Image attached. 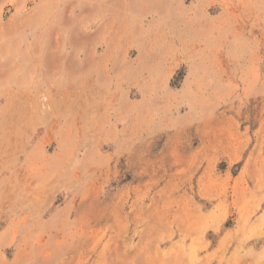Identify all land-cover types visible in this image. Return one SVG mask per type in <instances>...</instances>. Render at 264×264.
I'll list each match as a JSON object with an SVG mask.
<instances>
[{
    "label": "rangeland",
    "instance_id": "obj_1",
    "mask_svg": "<svg viewBox=\"0 0 264 264\" xmlns=\"http://www.w3.org/2000/svg\"><path fill=\"white\" fill-rule=\"evenodd\" d=\"M200 1L0 0V264H264V0Z\"/></svg>",
    "mask_w": 264,
    "mask_h": 264
},
{
    "label": "crops",
    "instance_id": "obj_2",
    "mask_svg": "<svg viewBox=\"0 0 264 264\" xmlns=\"http://www.w3.org/2000/svg\"><path fill=\"white\" fill-rule=\"evenodd\" d=\"M220 2L221 0H201L200 2V4H202L203 6H205V5H210V4H212V3H214V2ZM255 6H259V1L258 0H255V4H254ZM222 16H224V14L222 15ZM214 36V40H213V42H212V36H211V34H209L207 37H206V39L204 40V44L206 45L207 44V46H205V53L207 54V52H211V51H215V39H217L216 38V36H215V34H213ZM212 45H213V47H212ZM211 54V53H210ZM197 67H198V69L200 70V71H207V70H209L210 69V67L208 66V64L207 63H201V64H199V66L197 65ZM198 84H200L201 86H208V87H210V85L212 84L213 85V82L209 79V78H204V79H200V80H198ZM207 93H209V91H207ZM157 131V130H156Z\"/></svg>",
    "mask_w": 264,
    "mask_h": 264
}]
</instances>
